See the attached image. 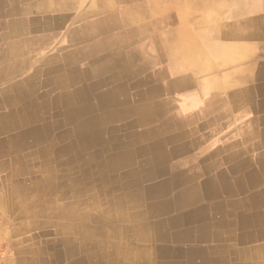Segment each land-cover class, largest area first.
<instances>
[{"label":"crops","instance_id":"0c3cea01","mask_svg":"<svg viewBox=\"0 0 264 264\" xmlns=\"http://www.w3.org/2000/svg\"><path fill=\"white\" fill-rule=\"evenodd\" d=\"M14 39L27 51L18 59L23 71L0 81V98L4 83L18 84L42 66V85L36 91L27 84L19 92L12 85L3 97L15 103L53 96L95 107L101 99L122 97L113 109L100 108V115L126 112L125 119L106 125L108 135L115 129L118 138H137L154 130L171 153L169 160L147 155L149 140L135 145L138 154L131 161L138 181L153 192L142 196L141 210H115L109 204L94 210L112 220L108 228L121 231V237H108L113 244H121L124 253L146 250L150 264L152 259L155 264H264V0H0L1 50L12 48ZM10 65L0 60V68ZM142 114L152 115L149 125L137 123ZM5 121L10 127H0L13 134L17 116ZM61 140L57 147H65ZM109 147L93 145L85 153L100 156L99 161L120 160V149ZM36 148L29 154L20 151L17 160L0 144V210L18 212L23 220L44 218L18 225L22 231L29 227V233L35 226L47 228L50 221L46 212H30L39 197L30 190L39 178L33 173ZM173 164L185 165L178 180L171 173ZM151 168L153 177L148 175ZM61 176L59 191L67 180ZM98 176L97 194L108 197L119 188L114 182L105 189ZM108 177L118 178L115 172ZM187 185L195 191L184 189ZM14 193L26 203L15 207ZM193 195L197 199L192 201ZM167 219L176 222L171 234L189 231L188 236L162 238L151 231L148 238L140 237L143 227ZM25 251L17 253V264Z\"/></svg>","mask_w":264,"mask_h":264},{"label":"bare ground","instance_id":"6f19581e","mask_svg":"<svg viewBox=\"0 0 264 264\" xmlns=\"http://www.w3.org/2000/svg\"><path fill=\"white\" fill-rule=\"evenodd\" d=\"M17 40H15L12 48H8L7 51L1 50L0 48L1 62H11V68H0L1 82L21 75L23 71V63L19 62L18 59L20 58L21 54H25L27 51H21L20 47H18L19 43L17 42ZM22 44L25 45V48L27 47L26 43ZM41 67L36 70L34 76L30 77L27 75H23L21 77L25 78L22 79L23 81L18 82V84L16 82H13L14 84H11V82L9 81L11 85H6L4 83L1 89L2 97L0 98V109L2 111L0 112V115H3L4 118L0 117V125H4L5 127L9 126L10 121H5L7 118H16L17 116L18 121L15 125L17 126L16 130L12 131L13 134L9 133L10 131H5L4 126L0 127V144L1 146H5L8 149H11H5V151L11 152L13 156L17 158V160L21 158V156H18L20 151L28 152L29 154L31 149L38 147L36 148L38 150V162L33 164V173H38V175H35V177L38 176L39 178L33 184H31L30 190L33 195H39V200L31 203L30 212L33 215H42V213L46 212L45 215H48V219H50V221L46 224V227H48L46 234L47 239L45 238V243L39 247H34L30 251V254L34 255V252L40 251L41 248L44 250V253H46L47 258L39 259L37 258V256L33 258L27 256L26 259V256H24L19 263L136 264L139 261V264H150V261L147 258L151 256L150 253L146 252V250H139L138 252H134L130 249L132 252L129 251L130 253H124L123 247L121 248V244H113L111 239L119 235V237H121V231H118V229L116 230L113 227L108 228L106 223H108V221L111 222L112 220L104 217L101 211L94 210L97 207L109 204L110 207L115 210L118 209V207L121 208V206H123V209L126 208L136 211L137 209H140L142 196L145 197L147 194L153 192L152 187L150 188V186L148 187L149 189H143L144 187H142V184H140L138 181L139 172L135 167H133V165L135 164H133L131 161V159L138 154H136L135 151V145L137 144V142L145 140L150 141L149 145L145 149V153L150 156H152L153 154L155 156L169 160L171 158V153L165 152L166 145L160 139L158 132L154 130L147 129L146 132L142 134L143 136L137 138H135L137 135L134 136L132 134L126 135L122 138H118L117 134L115 133V129L111 132V135H108L106 125L114 120L117 121L120 118H124V114L126 112L124 114L122 113L123 115H120L114 114L111 110L113 115H100V108H112L114 106L116 107L123 100L122 97H118V99L110 97V99L106 100L101 99L98 102V107L88 105L85 100H71L68 98L61 99L58 97L52 98L53 96L48 97V100L19 99L15 103L9 100V98L6 99V97H3L5 94L11 91L10 86L12 85H16V88H18L19 92L23 91L27 84L30 85L31 91H36V89L39 88L38 86L42 85L40 80H38L43 71ZM126 91L127 90H125V92ZM14 95L16 94L14 93ZM16 106L18 109L16 108ZM19 107H22V111L19 110ZM45 108H47V110ZM28 109L30 110V112L32 111V114L27 113ZM55 109L59 111L54 112ZM18 111L21 112L18 114ZM129 114L130 113H127L126 116H128ZM152 118V115L150 116L148 114H142L137 117V123L149 125ZM164 128L168 130L170 128V123H167V126H165ZM57 140H61L62 142L64 140L66 142L65 147H57ZM69 140H71V143L70 145H67ZM93 145H101L102 147L116 145V147L120 149L119 152H116V154L120 156V160L108 162L99 161L100 156L93 153H91L90 155L86 154L85 150ZM122 145H124V147L121 149L120 146ZM10 146H12V148H10ZM25 148H28V151H24L26 150ZM111 149H113V147H111ZM65 153L67 155V158L65 159V161H63L64 159H62V155ZM176 164L169 165L172 169L171 173L174 174V178H176V175L180 173L182 166L188 165L186 163L185 165ZM17 171L20 172V170ZM110 172H115L118 178H109L108 175L110 174ZM154 172L155 169L151 168L148 175L153 177ZM58 174L62 175L61 178H63L64 175H66L67 177V180L64 181L65 186L63 187L62 185V191L58 190ZM95 175H99L98 177L101 178L100 185H102L105 189H108L109 186L114 182H119V188L115 189L112 193H110L109 191L108 197L105 195V192L104 194H97V191H93V187L95 184ZM179 178L180 177L176 178V180H178ZM180 181L182 180L180 179ZM184 186H186V184H184ZM83 189H86V191H82ZM184 189L191 192L195 191L190 185H187V187H185ZM189 194L191 193L189 192ZM101 195H103L104 198L101 199ZM177 196L179 197V195ZM193 196L194 197L192 198V201L197 199L195 195ZM183 197L184 199L187 198L184 195ZM12 200L14 201L13 204L15 205V207L26 203L23 197H20L19 195L16 196L15 193L14 199ZM178 202L182 203L183 201L178 200ZM151 207L152 206H150V208ZM114 213V216L117 219L122 218L120 212H117V214L120 215H117L116 212ZM174 225H176L175 220H158L151 228L143 227L142 232L139 235L141 238H148L151 231L154 234L156 231V236L162 234V238H168L169 236L172 238L182 239L188 236L189 231L185 232L184 234L183 232L171 234L170 228L174 227ZM40 229H42L41 226L32 227L31 235L40 236V234L42 233L39 231ZM110 236L111 239H108V237ZM25 250L27 249L25 248ZM140 261H143V263ZM151 262V264H155L153 259L151 260Z\"/></svg>","mask_w":264,"mask_h":264},{"label":"rangeland","instance_id":"374dc122","mask_svg":"<svg viewBox=\"0 0 264 264\" xmlns=\"http://www.w3.org/2000/svg\"><path fill=\"white\" fill-rule=\"evenodd\" d=\"M33 201H38V197H35ZM33 219L39 220L44 218L41 216H33ZM33 219L28 217L25 221L21 218V215L18 212L0 210V251L4 252V258L1 259L0 264H17L15 260L17 253L26 248L27 250L24 256H30L31 249L38 245L41 246L42 243L46 241L47 228L45 227H42V229L39 230L42 233L36 238H33L31 233H29V227L23 231L19 230V224L24 222V224H27L28 226L29 224L27 222ZM17 230L22 232L19 233ZM34 255L39 259L46 258V253H44V250L41 248L40 251H37Z\"/></svg>","mask_w":264,"mask_h":264},{"label":"built area","instance_id":"2783aa9c","mask_svg":"<svg viewBox=\"0 0 264 264\" xmlns=\"http://www.w3.org/2000/svg\"><path fill=\"white\" fill-rule=\"evenodd\" d=\"M2 258H4V252L0 251V261H1Z\"/></svg>","mask_w":264,"mask_h":264}]
</instances>
